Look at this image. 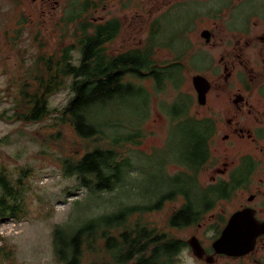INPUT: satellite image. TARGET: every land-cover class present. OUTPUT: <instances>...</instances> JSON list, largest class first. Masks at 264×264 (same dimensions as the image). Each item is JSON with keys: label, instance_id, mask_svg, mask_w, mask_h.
<instances>
[{"label": "rangeland", "instance_id": "374dc122", "mask_svg": "<svg viewBox=\"0 0 264 264\" xmlns=\"http://www.w3.org/2000/svg\"><path fill=\"white\" fill-rule=\"evenodd\" d=\"M94 1L98 6L89 5L91 9L86 14L89 19L96 17L97 21L104 22L102 20L117 17L120 22V32L106 42V50L110 53L122 52L140 45L146 38L152 16L157 14L158 0ZM85 2L86 0H0V171L3 170L10 181L21 180L16 186L22 196L23 212L19 221L0 219V229L3 227L5 229L1 234L5 239H0V245L5 241L4 245L7 246L1 252L5 260L2 264H63L54 248L53 229L60 224L66 226L70 221L76 224L87 216L83 215L73 202L76 199L83 201L89 196L90 189L78 182L75 175H68L63 164L65 158H77L85 150L86 141L90 145L88 140H82L74 135L69 124L58 122L59 111L73 95L70 88L61 84L60 88L47 96L51 114L45 119L34 122L26 120L21 115L27 112L25 109L30 105L28 99H23L22 91L26 90L22 86L26 82L24 77L30 76L31 72H46L47 62L52 64L49 74L57 72L63 62L65 48L70 44H77L76 27H79L80 21L65 18L69 12H73ZM169 21L171 30L175 33L192 27L193 48L199 49L202 46L198 44V39H202L200 35L202 23L198 20L195 24L190 10L184 15L167 18L163 28L169 26ZM164 41L165 36L159 38L160 44L171 43ZM173 48L175 52H179V46L175 45ZM204 48L208 52L207 56L209 52L210 54L217 52L213 46ZM69 53L75 56L73 63H79L78 50L75 48ZM190 55L192 70L188 67L186 73L181 71L177 73L169 67L159 73L160 76L175 75L176 82L181 80L183 73L186 79L181 85L175 83L179 86L177 88L173 83L167 82V85L158 89L149 78L141 80L140 77L133 75L127 78L138 83L140 90L122 99L120 102L123 105L120 104L119 110L128 118L126 120H131L128 123L139 126L135 130L136 137L124 144L121 153L124 158H129L130 162L140 163L147 170L140 181L142 191L148 189L147 194L152 195L153 185L162 179L159 166L163 168V173L168 175L177 170L176 165H169L173 159L167 156L178 157L180 153H184L180 150L187 146L182 137L184 138L189 130L186 127L179 128L172 112L175 102L189 104L188 96H192L191 106H186V111L215 112L214 109L199 106L195 99L191 77L200 67H197L195 62L197 53H192L191 50ZM161 57L164 60L172 59L171 54L161 53ZM213 60L214 56L211 55L210 61ZM182 61L189 64L186 57H182ZM31 82L32 85L26 90L28 94L38 89V81ZM181 98L184 100L181 101ZM211 101L213 105L216 104L214 100ZM133 104L138 109V115L134 112L136 118L131 119L129 114ZM216 106L219 110V106L217 104ZM145 109L149 112L144 113ZM60 138L63 140L62 146L57 143V139ZM131 173L133 175L126 174V177L130 183H135L137 180H134V177L139 179L141 174L137 168ZM135 191L138 192V187ZM103 195L104 204L101 200H96L100 202L101 211H89L91 216L117 207L114 195L108 193ZM121 199L126 203L128 201L126 197ZM136 201L142 203V197L136 198ZM167 212L166 208L161 212L146 213L142 221L159 231H164L168 229L166 225L168 217H164L168 215ZM190 234V231L176 232L177 236L184 239L190 238ZM206 235L209 238L213 237L214 233L209 231L201 234L202 237ZM95 257V254L88 250L84 264H88ZM109 257L112 258L110 255ZM109 257H104L107 264H110ZM176 264L202 263L187 249Z\"/></svg>", "mask_w": 264, "mask_h": 264}, {"label": "flooded vegetation", "instance_id": "af4514ba", "mask_svg": "<svg viewBox=\"0 0 264 264\" xmlns=\"http://www.w3.org/2000/svg\"><path fill=\"white\" fill-rule=\"evenodd\" d=\"M94 5L91 0L90 6ZM188 10L195 24L198 20L202 23L199 49L193 48L192 27L175 33L169 21V26L163 28L167 18L184 15ZM152 17L146 38L140 45L130 47L139 53L141 80L149 78L158 89L167 82L181 85L186 79L183 73L188 67L193 68L192 50L198 55L195 62L200 67L191 77L195 99L199 106L215 111H186L185 107L191 106L192 96H188L190 103L184 104L185 112L173 114L179 128L189 130L182 137L187 146L180 150L184 153L178 157L167 156L173 159L169 165L178 168L170 175L163 173L156 193L162 194L158 200L165 198L154 211L167 208L166 230L191 232L190 238H183L186 248L202 264H264V233L257 236L253 249L244 254L219 253L214 247V241L236 212H253L259 221H264V0H171L164 3L158 0L157 14ZM90 21L101 22L96 17ZM163 36L171 43L160 44L159 38ZM175 45L179 46L178 53L173 48ZM212 46L217 49L216 55L209 52L207 56L204 47ZM144 52H149L150 56L145 61V69L141 61ZM161 53L171 54L172 60L162 59ZM211 55L215 60L210 61ZM182 57L188 58L189 64L183 63ZM177 61L181 66H177L178 69L183 72L180 81H175V75H159L169 67L176 71ZM197 74L209 82L202 103L193 81ZM195 199L203 200L198 211L190 207V201ZM191 211L195 218L187 221ZM172 215L178 218V226H170ZM209 231L214 233L213 237L201 236ZM192 237H196L204 249L201 257L189 244Z\"/></svg>", "mask_w": 264, "mask_h": 264}, {"label": "trees", "instance_id": "16d2710c", "mask_svg": "<svg viewBox=\"0 0 264 264\" xmlns=\"http://www.w3.org/2000/svg\"><path fill=\"white\" fill-rule=\"evenodd\" d=\"M89 11L86 2L65 18L80 21L79 27H76L77 44L65 48L63 62L57 72L49 74L52 64L47 62L46 72H31L30 76L24 77L26 82L22 85L27 90L32 85L31 80L39 83L32 94L22 91L23 99H28L30 105L25 109L27 112L21 115L34 122L51 114L47 96L60 88L59 85H68L73 95L59 111L58 122H66L74 135L90 142V145L85 142V150L77 158L68 157L63 162L66 173L75 175L78 182L90 189L89 196L83 201L76 199L73 202L87 216L76 224L70 221L66 226L56 225L53 229L54 248L63 264H84L88 250L96 256L88 264H107L104 257L109 255L112 257H109L110 264H176L187 249L185 240L173 230L158 231L142 221L144 214L156 212L154 208L165 197L158 200L162 194L156 193L157 184L153 185L152 195L147 194L148 189L142 191L140 181L147 170L140 163L130 162L121 153L124 144L134 140L135 130L139 126L128 123L131 120H126L128 118L119 110L120 104L123 105L120 102L122 99L140 90L138 83L127 79L129 75H142L139 53L135 48L118 53L108 52L106 42L120 32L119 19L115 17L95 23L86 15ZM75 48L79 55L77 64L73 63L75 56L69 53ZM149 58V52L141 55L143 69L147 67L145 61ZM177 66L181 67L179 61L176 63L178 73L180 70ZM179 103L173 105V113L185 112V105ZM131 106L129 116L132 119L136 118L134 112L138 115V109L135 104ZM147 112L149 110L145 109L144 113ZM57 143L62 146V138L57 139ZM136 168L141 176L139 179L134 177L137 181L130 183L126 174L133 175L131 171ZM159 171L163 177L161 166ZM20 183L21 180L10 181L6 173L0 171V219L19 221L22 218V196L16 186ZM137 187L138 192L135 191ZM105 193L114 195L117 207L91 216L89 211H101L100 202L96 200L104 204ZM122 197L128 199L127 203ZM139 197H142V203L136 201ZM202 203V199L191 200L190 207L198 211ZM188 214L187 221L195 218L194 211ZM178 221L172 215L170 226H178ZM0 239L5 238L0 234ZM4 242L0 245V264L5 261L1 255L2 249L7 247Z\"/></svg>", "mask_w": 264, "mask_h": 264}, {"label": "water", "instance_id": "95a60500", "mask_svg": "<svg viewBox=\"0 0 264 264\" xmlns=\"http://www.w3.org/2000/svg\"><path fill=\"white\" fill-rule=\"evenodd\" d=\"M193 81L199 91L200 102L202 103L209 88V82L200 74L195 75ZM261 233H264V221H259L253 212L238 211L230 218L221 236L214 241V247L219 253L244 254L253 249L256 238ZM189 244L196 255L199 257L203 255L204 249L196 237H192Z\"/></svg>", "mask_w": 264, "mask_h": 264}]
</instances>
